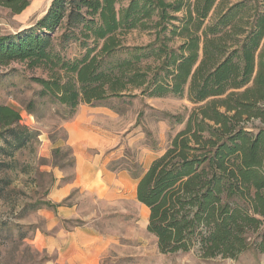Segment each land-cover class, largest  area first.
<instances>
[{"label":"trees","instance_id":"trees-1","mask_svg":"<svg viewBox=\"0 0 264 264\" xmlns=\"http://www.w3.org/2000/svg\"><path fill=\"white\" fill-rule=\"evenodd\" d=\"M30 1L0 0V10L19 14ZM118 2L52 0L32 26L0 34V65L46 69L49 77L37 79L40 93L69 118L79 104L109 98L185 95L204 102L145 170L130 171L137 200L149 208L147 231L161 253L264 252V0H128L116 8ZM133 29L153 30L154 40L124 46L126 57L110 61L121 48L116 36ZM167 32L182 42L168 46ZM56 41L86 50L65 59L54 51ZM149 56L155 65L143 69ZM20 119L0 105V124L15 138Z\"/></svg>","mask_w":264,"mask_h":264},{"label":"rangeland","instance_id":"rangeland-1","mask_svg":"<svg viewBox=\"0 0 264 264\" xmlns=\"http://www.w3.org/2000/svg\"><path fill=\"white\" fill-rule=\"evenodd\" d=\"M51 1L31 0L19 14L11 15L0 10V34L16 33L32 26L44 15ZM127 1L119 0L116 8L125 6ZM177 15L181 16V13ZM167 34L170 37L166 41L168 46L177 47L182 42L179 36ZM154 37L153 30L138 29L117 35L121 48L109 60L126 57L124 46H144ZM87 43L92 46L91 41ZM85 50L78 42L61 47L56 41L54 45V51L70 60L80 57ZM154 61V57L149 56L143 58L140 65L143 69L146 65L152 69ZM48 77L46 69L29 67L25 62L0 65V105L11 107L21 117L17 138L0 124V264H98V249L87 254L77 249H48L46 245L49 237L56 238L61 244L60 233L86 223L106 226L104 221L93 220L98 202L81 187L58 203L51 200L58 177L62 181L73 179V148L68 124L78 118L87 119L92 123L93 137L98 134L109 136L117 156L110 166L112 169L125 168L130 174V171L145 170L150 159L161 155L173 136L184 127L189 114L204 102H191L185 95L109 98L79 104L69 118L64 106L40 93L37 79ZM173 115L181 116L183 122L176 123L170 118ZM74 204L77 217L63 219L57 214L59 206L72 207ZM118 218V228L125 230V222ZM138 218L139 213L134 211L136 244L141 249H112L103 256L100 264H264V252L254 247L241 251L234 258H202L197 247L161 253L156 238L138 226ZM258 240L253 234L252 241Z\"/></svg>","mask_w":264,"mask_h":264},{"label":"crops","instance_id":"crops-1","mask_svg":"<svg viewBox=\"0 0 264 264\" xmlns=\"http://www.w3.org/2000/svg\"><path fill=\"white\" fill-rule=\"evenodd\" d=\"M91 125L89 120L83 118L68 124L70 146L73 148V179L62 181L58 177L51 192V200L58 203L66 199L74 189L81 187L98 202V211L93 220L104 221L106 226L97 227L86 223L69 232L60 233L58 236H62L61 244L56 238L49 237L46 245L48 249H77L87 254L98 249L100 264L103 256L112 249H141L136 244L134 211L139 213L138 226L148 235L152 234L147 231L149 208L136 198L138 180L125 169H112L110 164L117 156L111 138L102 134L93 137ZM150 163L151 159L148 166ZM57 214L63 219L77 217L76 204L72 207L59 206ZM118 217L125 222V230L118 228Z\"/></svg>","mask_w":264,"mask_h":264},{"label":"water","instance_id":"water-1","mask_svg":"<svg viewBox=\"0 0 264 264\" xmlns=\"http://www.w3.org/2000/svg\"><path fill=\"white\" fill-rule=\"evenodd\" d=\"M48 7H49V6H48ZM48 7H47V9H48ZM47 9H46V11H47ZM46 11H45V13H46ZM45 13H44V14H45Z\"/></svg>","mask_w":264,"mask_h":264}]
</instances>
